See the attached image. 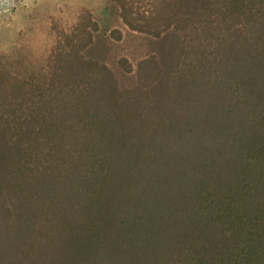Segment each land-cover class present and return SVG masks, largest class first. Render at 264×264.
Here are the masks:
<instances>
[{"label":"trees","instance_id":"1","mask_svg":"<svg viewBox=\"0 0 264 264\" xmlns=\"http://www.w3.org/2000/svg\"><path fill=\"white\" fill-rule=\"evenodd\" d=\"M174 43L86 57L52 28L43 87L0 62V264H264V0H109Z\"/></svg>","mask_w":264,"mask_h":264},{"label":"rangeland","instance_id":"2","mask_svg":"<svg viewBox=\"0 0 264 264\" xmlns=\"http://www.w3.org/2000/svg\"><path fill=\"white\" fill-rule=\"evenodd\" d=\"M83 11L90 13L99 27L86 57L106 64L122 84L132 79L118 67L120 59L134 67L174 43L170 35L156 40L128 31L109 0H0V62L6 74L43 87L52 28L69 30Z\"/></svg>","mask_w":264,"mask_h":264}]
</instances>
